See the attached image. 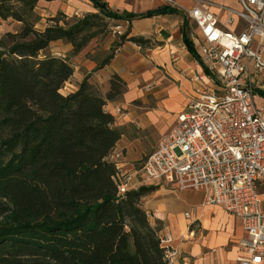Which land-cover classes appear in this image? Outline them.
Returning a JSON list of instances; mask_svg holds the SVG:
<instances>
[{"label":"trees","instance_id":"trees-1","mask_svg":"<svg viewBox=\"0 0 264 264\" xmlns=\"http://www.w3.org/2000/svg\"><path fill=\"white\" fill-rule=\"evenodd\" d=\"M40 1L0 0V20L22 24L0 37V264H171L162 226L144 207L155 188L122 192L111 160L122 132L106 106L122 97L126 83L112 76L105 98L88 78L75 92L65 88L75 72L71 58L105 36L106 20L182 17L184 43L197 58L189 19L172 6L127 17L90 0L99 14L65 26L49 18L39 31L25 16ZM128 36H117L111 52L96 58L98 69L126 42L162 46ZM60 40L73 46L72 56L47 54Z\"/></svg>","mask_w":264,"mask_h":264},{"label":"crops","instance_id":"crops-1","mask_svg":"<svg viewBox=\"0 0 264 264\" xmlns=\"http://www.w3.org/2000/svg\"><path fill=\"white\" fill-rule=\"evenodd\" d=\"M68 1L69 5L65 4V0H41L35 10L26 14L25 20L31 23L37 21L41 25L46 19L65 11L66 6L72 10L69 12L82 15L100 13L90 0ZM101 1L113 12L127 17L145 15L169 6L160 0ZM201 2H208L210 11L223 23L226 20V8L240 9L233 0H188L184 4L192 9ZM75 3H86V9H79L74 6ZM111 21L129 28V39L154 37L162 46L144 50L132 42H126L109 65L98 69L96 58L100 59L98 56L101 52L111 50L115 36L107 37L104 42L95 39L71 58L75 72L67 83L65 93L77 91L79 84L86 78L104 98L110 91L112 76L117 75L126 83L127 89L122 97L108 102L106 106V110L116 119V127L122 132V139L112 153L111 160L118 165L122 174H128V177L136 180L141 171L136 164L155 150L179 114L186 110L195 91L207 87L212 76L198 53L200 34L197 30L192 33L197 58L187 49L183 40L182 17L157 16L136 18L130 22ZM21 26L13 19L0 20V37L8 32H17ZM47 27L48 24L40 31ZM230 30L239 31L241 27L235 24ZM47 52L53 56L67 57L72 55L73 46L60 40L51 43ZM196 78L200 79L199 82L195 81ZM260 94L258 105L262 106L264 93ZM144 187L155 188L145 199L144 207L153 215L152 224H161V236L166 239L165 246L173 251L170 258L174 264H239L238 258L242 255L240 242L244 233L238 219L221 207L205 205L204 194L200 191Z\"/></svg>","mask_w":264,"mask_h":264},{"label":"built area","instance_id":"built-area-1","mask_svg":"<svg viewBox=\"0 0 264 264\" xmlns=\"http://www.w3.org/2000/svg\"><path fill=\"white\" fill-rule=\"evenodd\" d=\"M233 1L240 9L226 8L224 23L208 2L186 10L200 34L198 53L211 82L195 91L144 161L139 178L120 170L118 178L122 192L144 186L202 192L205 205L240 221L239 264H263L264 103L259 106L258 99L264 93V0ZM235 24L241 30H230Z\"/></svg>","mask_w":264,"mask_h":264},{"label":"rangeland","instance_id":"rangeland-1","mask_svg":"<svg viewBox=\"0 0 264 264\" xmlns=\"http://www.w3.org/2000/svg\"><path fill=\"white\" fill-rule=\"evenodd\" d=\"M176 1H177L178 5H173V7L180 8L183 11H185V13H186V10L185 9H190L191 8V7H188V6H186L184 4L185 1H188V0H176ZM65 4L69 5L70 4V1L65 0ZM86 5H87L86 3H75L74 4V6H76V7L78 6L79 9L80 8L81 9H86V7H85ZM170 6H172V5H170ZM65 8H66L65 11L64 10L63 11H60V12H58L55 15V17H59L60 24L62 26H65L67 23L73 24L76 18H83L86 15H90V14H84V15H82V13L69 12V11H72V10H70V8L68 6H66ZM66 11H68V12H66ZM61 12L65 14L64 17L60 16V13ZM29 23H31V22H29ZM33 23H31V24L34 25L35 29L40 31L46 24H48V19H46V21L42 22L41 25H38L39 23H37V21H35ZM105 25H106V27L104 28L105 36H102V35L99 36L100 42H104V40L107 37L110 38L112 36H115V38H114L115 39L114 44H115L116 43V40H117V38H116L117 36H122V35L126 34L129 31V28H127L126 26H123V25H120L119 26L117 23H114L111 20H106ZM118 28H120V30H118ZM189 29H190V31L192 33L196 30L195 23L193 21H191V20H189ZM152 38L156 41V38H154V37H152ZM104 45H105V43H104ZM110 52H111V50L106 51V52H101L99 54L98 58L103 59ZM47 54H48V52H47ZM70 56H72V55H68L67 57H70ZM164 72H165V70H164ZM164 76L165 77H168L165 73H164ZM145 160H146V157L145 158H142V160L136 164V167H137L138 170H140L142 168V165H143V163H144ZM126 176L128 177V174Z\"/></svg>","mask_w":264,"mask_h":264},{"label":"bare ground","instance_id":"bare-ground-1","mask_svg":"<svg viewBox=\"0 0 264 264\" xmlns=\"http://www.w3.org/2000/svg\"><path fill=\"white\" fill-rule=\"evenodd\" d=\"M66 9V8H65Z\"/></svg>","mask_w":264,"mask_h":264}]
</instances>
